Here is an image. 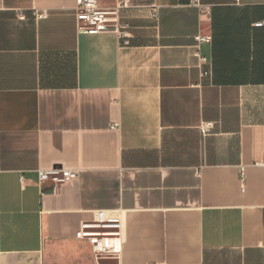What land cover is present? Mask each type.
I'll use <instances>...</instances> for the list:
<instances>
[{
    "label": "crops",
    "instance_id": "0c3cea01",
    "mask_svg": "<svg viewBox=\"0 0 264 264\" xmlns=\"http://www.w3.org/2000/svg\"><path fill=\"white\" fill-rule=\"evenodd\" d=\"M130 3L122 44L76 0H0V264H264V0ZM99 208L117 256L76 237Z\"/></svg>",
    "mask_w": 264,
    "mask_h": 264
},
{
    "label": "built area",
    "instance_id": "2783aa9c",
    "mask_svg": "<svg viewBox=\"0 0 264 264\" xmlns=\"http://www.w3.org/2000/svg\"><path fill=\"white\" fill-rule=\"evenodd\" d=\"M130 0H76L75 10L78 16V28L84 32H94L112 29L117 32L122 44L130 43V25L121 18V10L130 6ZM33 14L41 19L47 16L46 9H34ZM24 17V14H21ZM256 26H263L264 20L255 22ZM195 55L201 63L208 61L207 56L200 52L202 42H211L210 34H197ZM203 70V74H208ZM115 127V124H111ZM212 121H202L200 128L204 133L211 130ZM41 182L50 180L55 184L76 178L79 170L61 165H53L38 170ZM23 178V176H22ZM244 175H242V179ZM122 210L119 208H99L94 210L92 218L80 221L76 230V237L86 239L92 246L97 258L103 256H117L122 251L123 236Z\"/></svg>",
    "mask_w": 264,
    "mask_h": 264
}]
</instances>
